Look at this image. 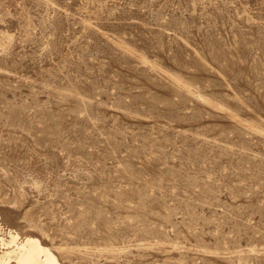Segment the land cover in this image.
<instances>
[{
    "label": "rangeland",
    "instance_id": "obj_1",
    "mask_svg": "<svg viewBox=\"0 0 264 264\" xmlns=\"http://www.w3.org/2000/svg\"><path fill=\"white\" fill-rule=\"evenodd\" d=\"M0 225L63 264H264V0H0Z\"/></svg>",
    "mask_w": 264,
    "mask_h": 264
},
{
    "label": "bare ground",
    "instance_id": "obj_2",
    "mask_svg": "<svg viewBox=\"0 0 264 264\" xmlns=\"http://www.w3.org/2000/svg\"><path fill=\"white\" fill-rule=\"evenodd\" d=\"M1 228V225H0ZM0 264H63L58 256L34 236H20L0 229Z\"/></svg>",
    "mask_w": 264,
    "mask_h": 264
}]
</instances>
